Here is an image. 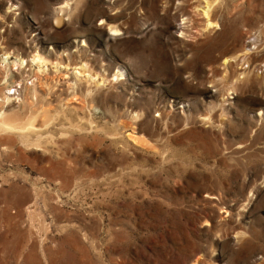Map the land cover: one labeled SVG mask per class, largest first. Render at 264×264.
Instances as JSON below:
<instances>
[{
	"label": "rangeland",
	"instance_id": "374dc122",
	"mask_svg": "<svg viewBox=\"0 0 264 264\" xmlns=\"http://www.w3.org/2000/svg\"><path fill=\"white\" fill-rule=\"evenodd\" d=\"M12 82L0 264H264V0H0Z\"/></svg>",
	"mask_w": 264,
	"mask_h": 264
},
{
	"label": "bare ground",
	"instance_id": "6f19581e",
	"mask_svg": "<svg viewBox=\"0 0 264 264\" xmlns=\"http://www.w3.org/2000/svg\"><path fill=\"white\" fill-rule=\"evenodd\" d=\"M204 1V0H203ZM207 2H208V0H207ZM180 3V2H179ZM182 3H183V1H182ZM202 3V2H201ZM206 3V2H205ZM210 3V2H209ZM203 6V5H202ZM195 7V6H194ZM204 8V12H202V13H200V16L202 17V21L204 22V29L206 30V34H203V35H205L206 37H208L209 35H211L212 34V32L215 30V28L218 26V20H217V18H216V15H215V13H213L212 12V9H211V6L207 3V4H205V6L203 7ZM63 10V9H62ZM61 10V11H62ZM198 10V9H197ZM199 15V14H198ZM193 17V16H192ZM59 19V18H58ZM183 20V19H182ZM58 21V20H57ZM188 22V21H187ZM193 22V21H192ZM186 24V23H185ZM180 25V24H179ZM182 27V26H181ZM112 28V27H111ZM186 28V27H185ZM113 29H115V28H113ZM111 31H114V30H112L111 29ZM117 31H115L114 33H116ZM183 32V31H182ZM180 33V32H179ZM203 33V32H202ZM201 34V33H200ZM239 57V56H238ZM10 58V56L9 55H7L6 56V60H8ZM31 61H32V64L36 67V68H38V70L40 71L43 67H45L46 65H47V60L42 56V55H40L39 53H36L33 57H32V59H31ZM87 63V62H86ZM86 63H82V65H81V68L77 71V76L78 77H81V76H83V77H87V79H89V80H96L97 79V77H98V75H92L91 73H90V69H89V66H88V64H86ZM23 66L26 64V62L25 61H23L22 63H21ZM59 64H61V63H58L56 66L58 67V65ZM247 64V63H246ZM228 66V65H227ZM230 66V65H229ZM247 67V66H246ZM245 67V68H246ZM239 68V67H238ZM243 69V71H242V69H241V72H239V73H241V76L243 75H245V76H247L248 74H250V75H252V74H255V72H252V73H250L249 72V70H246V69ZM248 68V67H247ZM253 68H254V66H253ZM237 69V68H236ZM235 69V70H236ZM255 70H256V68H254ZM253 69V70H254ZM232 70H234V69H232ZM251 70V69H250ZM228 71V70H227ZM237 71V70H236ZM236 71H235V73H236ZM238 71H240V70H238ZM226 73V72H225ZM231 73V72H230ZM233 73V72H232ZM238 73V72H237ZM229 74V73H228ZM223 75H224V73H223ZM234 75V74H233ZM237 75H235L234 77H236ZM224 77H227V76H224ZM233 77V76H232ZM252 77H253V75H252ZM231 78V77H230ZM222 79H223V77H222ZM238 79V78H237ZM223 80H225V79H223ZM235 80V79H234ZM101 84L103 83V80H100L99 81ZM225 82V81H224ZM226 84H227V82H226ZM226 89V88H225ZM224 90V89H223ZM228 90V89H227ZM224 91H226V90H224ZM226 94H228V93H226ZM225 100V99H224ZM206 119V118H205ZM209 120V119H208ZM210 121H211V118H210ZM205 122V121H204ZM207 123V122H206ZM0 128L2 129V130H4L5 132H8V131H14L15 129H16V126H15V124L14 123H12V122H10V121H8V115H7V113L6 112H3V113H0ZM32 128H33V126H32V124L31 125H29V127L27 128V130H32ZM19 129V128H18ZM34 129V128H33Z\"/></svg>",
	"mask_w": 264,
	"mask_h": 264
},
{
	"label": "built area",
	"instance_id": "2783aa9c",
	"mask_svg": "<svg viewBox=\"0 0 264 264\" xmlns=\"http://www.w3.org/2000/svg\"><path fill=\"white\" fill-rule=\"evenodd\" d=\"M23 91V85L16 82H12L11 85L5 87L4 93L0 95L1 106L6 107L10 103V100L19 101L22 97Z\"/></svg>",
	"mask_w": 264,
	"mask_h": 264
}]
</instances>
